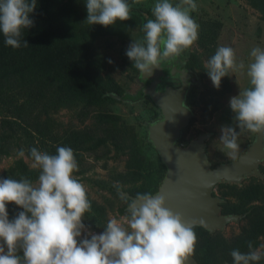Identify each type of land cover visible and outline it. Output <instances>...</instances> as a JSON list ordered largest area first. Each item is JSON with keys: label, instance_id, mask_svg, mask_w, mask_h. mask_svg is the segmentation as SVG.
I'll list each match as a JSON object with an SVG mask.
<instances>
[{"label": "clouds", "instance_id": "obj_1", "mask_svg": "<svg viewBox=\"0 0 264 264\" xmlns=\"http://www.w3.org/2000/svg\"><path fill=\"white\" fill-rule=\"evenodd\" d=\"M139 2V0H134ZM89 25H115L131 18L127 0H84ZM37 0H0V33L5 46L20 48L23 30L33 26L30 14ZM195 0H156L152 17L143 25V40H133L126 50L132 66L151 75L165 59L178 57L198 40L199 25L190 15ZM29 45L26 39L23 46ZM247 67L250 87L229 100L232 124L220 125L221 151L233 159L239 152L241 132L264 133V48L250 51ZM213 86L244 67L237 64L235 50L220 46L204 65ZM239 129V131H237ZM25 157L24 149L17 152ZM31 167L39 169L35 183L28 178H0V264H186L193 254L196 233L182 215L165 207V198L137 193L127 204V215L110 218L104 231L85 230V213L91 202L85 186L73 175L78 170L74 150L58 146L55 154L30 149ZM22 208L9 219L7 205ZM248 251L230 252L232 264H259L264 245ZM22 253V254H21Z\"/></svg>", "mask_w": 264, "mask_h": 264}, {"label": "rangeland", "instance_id": "obj_2", "mask_svg": "<svg viewBox=\"0 0 264 264\" xmlns=\"http://www.w3.org/2000/svg\"><path fill=\"white\" fill-rule=\"evenodd\" d=\"M155 2L131 0L129 5L146 18H154L151 10ZM171 2L175 4L178 0ZM195 3L197 9L190 15L199 25L198 40L180 56L169 58L198 77V81L190 85L186 97V104L191 108L193 117L176 145L188 147L199 134L210 133L206 140V154L212 167H215L235 160L257 137V134L251 132H241L238 136L240 149L235 159L221 151L222 145L218 139L221 134L219 126L233 123L230 98L250 87L247 76V67L253 59L250 51L257 46L264 48V21L261 13L246 0H195ZM144 35L143 26H139L126 40L106 35L99 38L91 49V63L104 76L114 77L121 87L122 95L136 94L146 83L141 72L131 65L132 62L126 56L132 39L142 41ZM220 46L232 47L237 64L243 63L244 67L229 72L228 88L221 85L217 89L204 65ZM7 90L12 102L20 107L19 119L24 128L20 129L19 144H15L11 154L0 161V178L12 172L20 159L31 167L32 147L55 154L58 146H68L74 150L78 163V170L73 175L85 186L91 202V211L85 213L83 220L85 230L82 235L88 232L99 234L104 231L110 218L126 216L128 204L121 199V194L143 182L141 179L130 183L125 179L131 157L126 145H135L133 148L139 150L146 164L145 172H156L162 160L148 136V125L162 118V113L157 111L153 103L148 98L134 101L121 99L116 97L121 96L116 93H111L113 98H104L98 102L82 101L66 86L60 90L46 91L41 89L38 81L29 85L10 82ZM99 112L119 115L121 120L115 126L100 123L96 118ZM127 130L132 132L134 138L126 133ZM98 138H104V141L95 149H86ZM20 149L25 151L23 158L17 155ZM260 170L262 177L251 175L243 178L240 183L221 182L215 187L214 193L222 196V191L230 192L231 195L227 197L238 205L240 199L233 192L252 183H264V161L260 164ZM259 213L261 209H257L256 215L245 216L239 222H229L224 230L209 232H221L219 237L236 240L238 244L252 241L254 247H259L264 245V237L253 236L252 232V224L258 219ZM194 231L200 241H206L209 237L199 228Z\"/></svg>", "mask_w": 264, "mask_h": 264}, {"label": "trees", "instance_id": "obj_3", "mask_svg": "<svg viewBox=\"0 0 264 264\" xmlns=\"http://www.w3.org/2000/svg\"><path fill=\"white\" fill-rule=\"evenodd\" d=\"M253 8L261 13L264 21V0H246ZM130 4L131 0H127ZM87 10L84 0H37V7L30 18L34 21L32 27L23 30L21 47L12 48L5 46L3 34L0 33V161L11 154L15 144L21 139L20 129L24 128L20 120V107L12 102L7 87L10 82L29 85L36 81L41 84V89L46 91L60 90L63 86L73 91L82 101L98 102L104 98H113L111 93L121 95V99L138 100L148 98L157 109L151 98L144 94L142 88L136 94H121L120 85L113 76L103 75L90 59L91 49L97 40L106 35L128 39L132 32L146 23L147 18L143 13L131 8V18L126 21H117L115 25H89L84 20ZM29 43L23 46V40ZM51 78L52 80H50ZM145 79V78H144ZM146 80V79H145ZM221 85L228 88L229 77L222 78ZM157 112V113H159ZM98 122L117 125L121 117L109 112H99L96 115ZM128 128V127H127ZM126 133L134 138L131 131ZM84 141V140H83ZM104 138H98L86 149H95ZM85 143V142H83ZM130 149L129 171L125 176L126 181L136 183L143 180L140 185L134 186L126 192L136 196L137 193H156L165 177L166 165L160 160L156 172H145L146 164L135 145H126ZM39 169L30 167L27 162L20 159L16 162L12 172L3 178L12 179L28 178L33 183L38 179ZM220 185V184H219ZM220 187V186H218ZM240 199V204H233L227 196L230 192L222 191L226 199L222 205L224 214L247 213L246 216L256 215L261 209L258 219L252 224L253 236L264 237V183H252L245 188L233 192ZM9 219H13L23 209L14 203L7 205ZM209 237L206 241L197 239L194 256L200 264H232L231 250L239 249L247 252V242L238 244L236 240H226L219 237L221 232L211 234L207 229L196 226ZM259 264H264L262 259Z\"/></svg>", "mask_w": 264, "mask_h": 264}, {"label": "water", "instance_id": "obj_4", "mask_svg": "<svg viewBox=\"0 0 264 264\" xmlns=\"http://www.w3.org/2000/svg\"><path fill=\"white\" fill-rule=\"evenodd\" d=\"M141 75L148 81L142 87L144 94L151 98L162 113L160 120L148 125L149 139L167 168L158 191L153 195L163 196L165 207L180 213L193 229L201 226L215 232L224 230L229 222H239L247 213L224 214L221 204L226 199L214 193L215 187L221 182L240 183L251 175L263 176L260 164L264 161V133L257 134L255 141L235 160L212 167L206 154V140L210 133L199 134L188 147L176 145L193 117L186 97L190 83L197 82L198 77L191 76L184 68L180 71L182 84L179 87L166 85L161 89L163 61L153 69L151 75ZM123 194L130 200L136 197L129 192ZM186 264L200 263L192 254Z\"/></svg>", "mask_w": 264, "mask_h": 264}, {"label": "flooded vegetation", "instance_id": "obj_5", "mask_svg": "<svg viewBox=\"0 0 264 264\" xmlns=\"http://www.w3.org/2000/svg\"><path fill=\"white\" fill-rule=\"evenodd\" d=\"M163 69H164V75L162 76V82L159 88L164 89L166 85H172L174 87H179L182 84L181 79H180V71L184 69V67L179 66L178 63H176L172 59H167L163 61ZM173 70H175L174 73H173ZM189 72L191 76H196L195 73L191 71ZM147 82L148 81L146 80V83ZM191 84L193 83H190V85Z\"/></svg>", "mask_w": 264, "mask_h": 264}]
</instances>
